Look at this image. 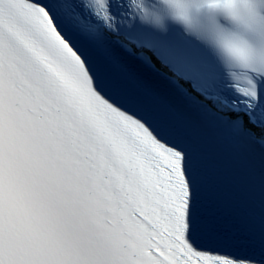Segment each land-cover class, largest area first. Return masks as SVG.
Wrapping results in <instances>:
<instances>
[{"label":"snow or ice","instance_id":"1","mask_svg":"<svg viewBox=\"0 0 264 264\" xmlns=\"http://www.w3.org/2000/svg\"><path fill=\"white\" fill-rule=\"evenodd\" d=\"M0 264H264V0H0Z\"/></svg>","mask_w":264,"mask_h":264}]
</instances>
